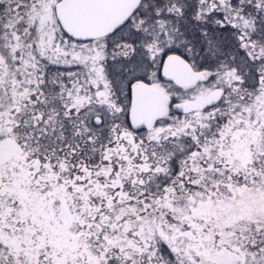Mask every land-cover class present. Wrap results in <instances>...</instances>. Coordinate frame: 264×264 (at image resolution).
<instances>
[{"label": "snow or ice", "instance_id": "6c2138e0", "mask_svg": "<svg viewBox=\"0 0 264 264\" xmlns=\"http://www.w3.org/2000/svg\"><path fill=\"white\" fill-rule=\"evenodd\" d=\"M0 264H264V0H0Z\"/></svg>", "mask_w": 264, "mask_h": 264}]
</instances>
